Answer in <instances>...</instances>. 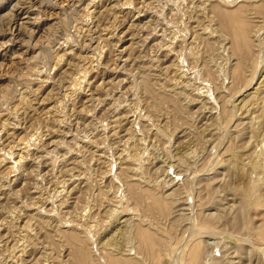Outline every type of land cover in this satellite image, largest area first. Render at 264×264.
I'll use <instances>...</instances> for the list:
<instances>
[{"label":"rangeland","instance_id":"374dc122","mask_svg":"<svg viewBox=\"0 0 264 264\" xmlns=\"http://www.w3.org/2000/svg\"><path fill=\"white\" fill-rule=\"evenodd\" d=\"M83 250L264 264V0H0V264Z\"/></svg>","mask_w":264,"mask_h":264},{"label":"bare ground","instance_id":"6f19581e","mask_svg":"<svg viewBox=\"0 0 264 264\" xmlns=\"http://www.w3.org/2000/svg\"><path fill=\"white\" fill-rule=\"evenodd\" d=\"M258 6H259V5H258ZM241 9H242V8H241ZM226 15H227V14H226ZM232 15H233V14H232ZM231 17H232V16H231ZM237 19L240 20L239 18H237ZM229 20H230V19H229ZM229 20H228V21H229ZM231 20H233V19H231ZM238 20H236V18H235V21H234V22H235V23L240 22V21H238ZM236 21H237V22H236ZM241 21H242V19H241ZM229 22H230V21H229ZM243 22H245V21L243 20ZM247 22H249V21H247ZM247 22H245V23H246L247 25H249ZM240 24H243V23H240ZM234 26H235V24L233 25V27H234ZM229 27H230V26H229V24H228V30L231 28V27H230V28H229ZM237 27H239V26L237 25ZM247 27H248V26H246V28H245V24H244V26L240 25V28H241L240 30H242L243 28H245L244 30L246 31V30L248 29ZM249 27H250V26H249ZM249 29H250V28H249ZM230 30H231V29H230ZM230 30H229V31H230ZM235 30H236V28H235ZM232 31H234V30H232ZM248 31H250V30H248ZM236 32H237V35H238V32H239V31H236ZM232 33H233V32H232ZM239 33H240V32H239ZM240 34H241V37H243V34H244L243 31H241ZM247 34H248V33L246 32V37H247ZM235 35H236V33H235ZM239 36H240V35H239ZM244 37H245V36H244ZM248 37H249V34H248ZM248 37H247V40H248ZM237 39H238V38H237ZM237 39H236V40H237ZM239 39H240V37H239ZM243 39H244V38H243ZM243 39H240V40L243 41ZM245 39H246V38H245ZM242 41H241V44L244 42V41H243V42H242ZM238 42L240 43V41H238ZM236 43H237V42H236ZM249 43H250V42H249ZM243 44H244V43H243ZM245 44H246V43H245ZM236 45H237V44H236ZM240 46H241V45H240ZM242 47H243V45H242ZM248 47H249V46H247V48H248ZM250 47L253 48V46H251V44H250ZM243 48H244V47H243ZM238 49H239V47H238ZM244 50H245V49H244ZM250 51H251V53L253 52L251 49H250ZM243 52H244V51H243ZM248 52H249V50H248ZM244 54L246 55V52H244ZM249 55H251V54H249ZM241 59H242V58H241ZM244 59H245V58H244ZM245 62H246V60H245ZM242 64H243V62H242ZM242 66H243V65H242ZM242 66H241V67H242ZM239 67H240V66H239ZM241 67H240V68H241ZM242 70H243V69H242ZM240 72H241V71H240ZM237 73H238V72H237ZM239 74H240V73H239ZM239 74H238V75H239ZM79 78H80V77H79ZM75 79H76V78H74V80H75ZM77 79H78V77H77ZM76 81H77V80H76ZM76 81H75V82H76ZM73 88H74V87H73ZM15 144H16V143H15ZM26 147H27V143H26V141H25V142H24V141H20V142H18L16 145H14V148H13V149H14V150H21V149H25ZM135 150H136V149H135ZM10 154H11V151H10ZM17 160H18V159H17ZM127 160H129V159H127ZM18 161H19V160H18ZM130 161H131V160H130ZM255 165H256V164H255ZM250 189H251V188H250ZM149 192H150V191H149ZM252 192H253V191H252ZM147 193H148V192H147ZM249 193H250V192H249ZM249 193H248V194H249ZM250 194H251V193H250ZM250 194H249V195H250ZM150 195L152 196V193H151ZM150 195H149V196H150ZM152 197H153V196H152ZM155 197H156V196H155ZM137 198H138V197H137ZM247 200H248V199H247ZM156 201H158V200H156ZM250 201H251V200H250ZM246 202H247V201H246ZM160 203H161V202H160ZM164 204H165V202H164L163 204H161V205H164ZM159 205H160V204H159ZM163 207H166V208H167V207H168V206H167V203H166V206H163ZM163 207H162V206H161V207L158 206L159 209L161 208V211L164 210ZM153 208H154V207H153ZM151 209H152V208H151ZM157 210H158V209H157ZM154 211H155V210H154ZM155 213H156V212H155ZM142 230H144V229H142ZM145 230H146V229H145ZM145 230H144V231H145ZM144 231H143V232H144ZM146 231H147V230H146ZM141 232H142V231H141ZM143 232H142V234H143ZM137 235H138V234H137ZM143 235H144V234H143ZM147 236L149 237L148 234H147ZM147 236L144 235V236L142 237V238H143V239H142V240H143V243L141 242L142 245H143L142 247H144V248L146 249V251L148 250L149 245H150V241L148 240V237H147ZM70 237H71V236H70ZM123 238H124V237H123ZM149 238L151 239V237H149ZM79 240H80V239H79ZM111 240H112V239H111ZM140 240H141V239H140ZM142 240H141V241H142ZM82 241H83V240H82ZM117 242H118V241H117ZM103 246H104V245H103ZM105 246H106V245H105ZM115 246H116V245H115ZM82 247H83V246H82ZM84 247H85V246H84ZM84 247H83V248H84ZM150 247H151V246H150ZM85 248H86V247H85ZM77 249H79V248H77ZM86 249H87V248H86ZM195 249H196V251H195V250L192 251V252L195 251V252L193 253V254H194V257H195V254H197V252H198V251H197V248H195ZM80 250H81V249H80ZM87 251H88V250H87ZM142 252H143V251H142ZM147 252H148V251H147ZM87 253H88V252H87ZM87 253H86L84 250H83V251H77V252H76V257H75V258H76V263H77V264H89V258H88V254H87ZM147 254H148V253H147ZM193 254H192V255H193ZM148 255H149V254H148ZM113 257H114V256H112V259H113ZM191 257H192V256H191ZM110 258H111V257H110ZM117 258L119 259V256H118ZM131 258H132V257H131ZM101 260H102V259H101ZM115 260H116V259H115ZM115 260H114V261H115ZM119 260H120V259H119ZM123 260H124V259H123ZM132 260H133V258H132ZM136 260H137V259H136ZM194 260H195V259H194ZM74 261H75V260H74ZM120 261H121V260H120ZM134 261H135V259H134ZM127 262H128V260H127ZM130 262H131V261H130ZM130 262H129V263H130ZM193 262H194V261H193ZM113 263H114V262H113ZM129 263H128V264H129ZM95 264H96V263H95ZM118 264H119V263H118ZM120 264H121V263H120Z\"/></svg>","mask_w":264,"mask_h":264}]
</instances>
